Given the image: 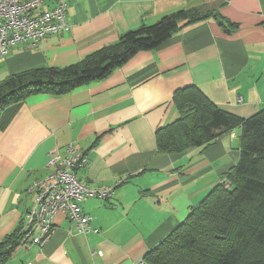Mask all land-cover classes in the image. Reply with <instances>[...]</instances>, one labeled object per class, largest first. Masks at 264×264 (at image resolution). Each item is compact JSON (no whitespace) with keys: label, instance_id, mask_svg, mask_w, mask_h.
<instances>
[{"label":"crops","instance_id":"1","mask_svg":"<svg viewBox=\"0 0 264 264\" xmlns=\"http://www.w3.org/2000/svg\"><path fill=\"white\" fill-rule=\"evenodd\" d=\"M192 9L209 17L108 77L63 95L34 94L0 113V242L20 230L34 202L28 189L50 174L55 148L88 155L78 178L90 189L114 187L110 199L82 205L97 232L72 231L59 214L46 244L20 243L7 264H138L237 165L241 128L179 154L160 153L156 135L180 117L174 96L188 87L243 119L264 109V0H69L70 31L13 47L0 60V83L76 65L129 31Z\"/></svg>","mask_w":264,"mask_h":264},{"label":"trees","instance_id":"2","mask_svg":"<svg viewBox=\"0 0 264 264\" xmlns=\"http://www.w3.org/2000/svg\"><path fill=\"white\" fill-rule=\"evenodd\" d=\"M208 17L201 9L181 10L123 34L114 45L76 65L12 74L0 83V113L34 94L63 95L102 80L139 52L158 49L182 28ZM174 102L180 117L158 130L160 153L208 146L221 132L241 128V154L223 182L144 260L150 264H264V109L243 119L217 107L194 87L178 91ZM22 238L20 228L0 242V264H7Z\"/></svg>","mask_w":264,"mask_h":264},{"label":"built area","instance_id":"3","mask_svg":"<svg viewBox=\"0 0 264 264\" xmlns=\"http://www.w3.org/2000/svg\"><path fill=\"white\" fill-rule=\"evenodd\" d=\"M68 8L69 0H0V60L20 43L27 42L35 47L48 36L70 31ZM88 164V155L75 145H69L63 151L57 148L51 151L50 174L35 181L28 189L34 194V202L22 221L23 245L46 244L54 234L59 214L72 221V231L84 235L97 232L92 228V217L83 212L82 205L90 198L110 199L114 187L90 189L86 186L78 178V172ZM138 264L150 263L141 260Z\"/></svg>","mask_w":264,"mask_h":264}]
</instances>
